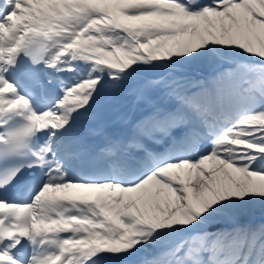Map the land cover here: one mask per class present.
Instances as JSON below:
<instances>
[{
  "label": "snow or ice",
  "instance_id": "snow-or-ice-1",
  "mask_svg": "<svg viewBox=\"0 0 264 264\" xmlns=\"http://www.w3.org/2000/svg\"><path fill=\"white\" fill-rule=\"evenodd\" d=\"M0 264H264V0H0Z\"/></svg>",
  "mask_w": 264,
  "mask_h": 264
}]
</instances>
